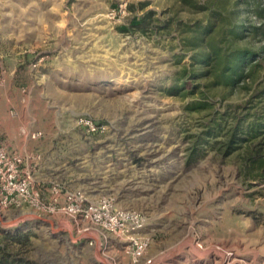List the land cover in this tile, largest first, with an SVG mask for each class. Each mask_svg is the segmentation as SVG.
<instances>
[{"label":"rangeland","instance_id":"obj_1","mask_svg":"<svg viewBox=\"0 0 264 264\" xmlns=\"http://www.w3.org/2000/svg\"><path fill=\"white\" fill-rule=\"evenodd\" d=\"M212 46L253 52L233 86L201 63ZM0 139L35 159V185L142 213L152 264H264V0H0ZM77 228L0 212V248L32 264H131L117 239L112 258Z\"/></svg>","mask_w":264,"mask_h":264},{"label":"built area","instance_id":"obj_2","mask_svg":"<svg viewBox=\"0 0 264 264\" xmlns=\"http://www.w3.org/2000/svg\"><path fill=\"white\" fill-rule=\"evenodd\" d=\"M77 124L91 133L99 129L85 118H79ZM39 136L36 134L33 138ZM34 160L9 150L0 139V212L33 208L65 215L76 223L78 233H95L103 249H108L110 238H115L123 244L122 255L131 264H152L151 259L145 258L152 241L143 233L146 218L142 213L118 208L111 194L90 197L82 190L63 189L58 183H51L48 188L35 185L30 165ZM44 191L50 194L47 203L42 198Z\"/></svg>","mask_w":264,"mask_h":264},{"label":"trees","instance_id":"obj_3","mask_svg":"<svg viewBox=\"0 0 264 264\" xmlns=\"http://www.w3.org/2000/svg\"><path fill=\"white\" fill-rule=\"evenodd\" d=\"M149 19V16L147 17L146 20H143L141 24H139L137 27L139 28H145L147 25V21ZM258 29V28H256ZM241 31L239 28L231 29V35L233 39L239 35ZM219 50L212 46L210 48V51L207 54H204L201 57V63H206L209 64L210 61L212 60H217L218 64L220 63V79L225 83V85L228 86H233L236 81H238L244 74L243 70L245 66L248 64V61L253 54V52L246 51V50H241L235 46H233L230 51L225 54L224 56L219 55ZM259 157L260 155L257 154ZM251 156L248 158L249 162L255 163L254 158L257 157ZM260 163L262 164L263 167H261L264 170V160H260ZM16 236H13L9 240L13 241L14 243H18L21 247L27 246L28 244V236L20 234L17 232ZM30 260H25L21 256H10L9 254H6L3 250V248H0V264H32Z\"/></svg>","mask_w":264,"mask_h":264},{"label":"crops","instance_id":"obj_4","mask_svg":"<svg viewBox=\"0 0 264 264\" xmlns=\"http://www.w3.org/2000/svg\"><path fill=\"white\" fill-rule=\"evenodd\" d=\"M110 241H109V243H108V252H109V254H110V256L113 258V257H115L116 255H118L117 253V250L113 247V246H110ZM110 246V247H109ZM87 247V246H86ZM120 253V252H119ZM121 255H122V253H120ZM122 257H123V255H122ZM126 260L128 261V259L126 258Z\"/></svg>","mask_w":264,"mask_h":264}]
</instances>
